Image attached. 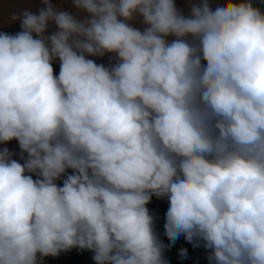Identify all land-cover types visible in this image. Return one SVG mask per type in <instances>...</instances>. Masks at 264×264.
<instances>
[{
  "label": "clouds",
  "instance_id": "obj_1",
  "mask_svg": "<svg viewBox=\"0 0 264 264\" xmlns=\"http://www.w3.org/2000/svg\"><path fill=\"white\" fill-rule=\"evenodd\" d=\"M43 3L0 33V143L27 154L0 149V264L71 248L95 264H168L153 196L168 200L169 241H202L209 264H264V11L73 0L81 22ZM105 53L118 62L87 58Z\"/></svg>",
  "mask_w": 264,
  "mask_h": 264
},
{
  "label": "water",
  "instance_id": "obj_2",
  "mask_svg": "<svg viewBox=\"0 0 264 264\" xmlns=\"http://www.w3.org/2000/svg\"><path fill=\"white\" fill-rule=\"evenodd\" d=\"M56 12H68L75 19L81 22H85L90 19V14L86 11L76 8L74 6L73 0H48ZM202 0H174L177 11L185 17L191 16V8L193 5H199ZM233 2H239V0H233ZM254 6H258L260 0H252ZM210 8L213 10L217 6V0H208ZM45 8L43 0H0V33H7L10 35H15L22 31L21 21L23 18V13L25 11L32 14H39L41 9ZM13 16H16L17 19H13ZM130 26L143 31L145 28L149 27L143 22V18L139 14H134L133 18L130 21H127ZM58 31L54 22H49L47 30L44 35L50 36L51 34ZM175 37L169 36L166 37V40L170 43L174 40ZM189 39H191L189 37ZM88 59L94 60L97 64H103L105 67H111L115 65L118 61L114 53H105L102 57H87ZM54 74H59L60 62L58 59L53 61ZM7 148L11 153H13L12 159L23 164L24 159L27 158L26 153H22L18 141L12 140L7 143H0V149ZM23 157V158H22ZM72 174V170H67L66 175ZM33 179L37 177L34 174H31ZM65 176H62L59 180L56 181L58 186L63 185V179Z\"/></svg>",
  "mask_w": 264,
  "mask_h": 264
},
{
  "label": "trees",
  "instance_id": "obj_3",
  "mask_svg": "<svg viewBox=\"0 0 264 264\" xmlns=\"http://www.w3.org/2000/svg\"><path fill=\"white\" fill-rule=\"evenodd\" d=\"M259 7L264 11V0H260ZM168 200L166 197L157 198L153 196L151 201L146 205L150 214L154 216V231L158 239L166 245L163 249V255L168 261V264H209L207 259L210 250L201 246L193 247L192 243L186 241L181 235L175 242L169 241L165 235V214L168 209ZM187 250V256L181 258L180 249ZM94 253L87 249L71 248L68 251H63L57 256L39 257V264H95L93 260Z\"/></svg>",
  "mask_w": 264,
  "mask_h": 264
}]
</instances>
